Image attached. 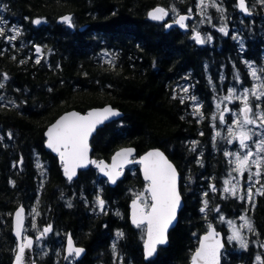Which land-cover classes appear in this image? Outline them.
<instances>
[{
    "label": "trees",
    "instance_id": "trees-1",
    "mask_svg": "<svg viewBox=\"0 0 264 264\" xmlns=\"http://www.w3.org/2000/svg\"><path fill=\"white\" fill-rule=\"evenodd\" d=\"M221 1L227 19L214 12L213 21L199 29L212 37L201 46L192 38L197 14L187 32L169 30L148 16L159 5L195 15L197 0H0V264L14 260L12 216L20 205L28 222L36 220L29 235L53 225V232L37 242L45 256L35 249L36 260L44 264H63L69 237L86 250L74 264H190L210 223L227 235L217 216L235 219L246 206L222 193L233 165L225 155L230 145L216 108L229 89L251 85L243 60L264 69V0H245L255 20L238 18V0ZM65 15L73 27L59 22ZM183 76L196 83L202 104L196 115L176 94ZM260 76L264 83V71ZM108 104L124 117L97 131L93 158L109 161L123 146L135 147L139 155L158 147L181 174L185 206L179 222L169 246L147 262L144 234L128 218L133 191L145 186L139 168L128 169L115 187L95 168L70 183L58 158L45 149L44 132L61 114ZM250 104L264 112V98ZM98 199L104 201L101 209ZM257 202L248 208L255 226L248 247L232 248L226 239L222 264H264V195Z\"/></svg>",
    "mask_w": 264,
    "mask_h": 264
},
{
    "label": "snow or ice",
    "instance_id": "snow-or-ice-1",
    "mask_svg": "<svg viewBox=\"0 0 264 264\" xmlns=\"http://www.w3.org/2000/svg\"><path fill=\"white\" fill-rule=\"evenodd\" d=\"M212 6H215L214 0H211ZM239 8L241 11L247 12V6L245 0H238ZM201 8V14H203V9L205 7L204 0H199V5ZM175 12V8L172 9ZM191 11V9H189ZM222 11V9H218ZM168 12L164 8H156L149 13V18L156 21H162ZM190 17L185 15H179V19L175 21L181 28H185V20ZM62 22L67 24L69 27H72V18L70 16H65L62 18ZM35 24L39 25L41 20L37 19L34 21ZM171 27V24L167 25ZM218 31L228 35V32L225 27H220ZM16 35H20L19 30H15ZM0 35H3V28H0ZM196 43L203 44L206 42L205 38H202L199 32H197L192 37ZM9 39H15V36L9 37ZM208 41L212 39L211 36L206 38ZM37 53L41 51L39 47L36 48ZM39 63V60L36 61ZM251 75L254 79H258L257 70L252 68ZM261 71H264L262 69ZM4 79H7L5 76ZM238 79V77H237ZM4 84L0 83V88H3ZM187 91V89H184ZM231 96L235 95L234 89H229ZM249 95L255 97L257 100H260L264 97V91L259 89L249 90L244 89L242 94L243 108L240 110L242 115V121L237 120L235 123L239 125V131L233 132L232 128H229V135L238 139L239 146L241 149L248 148V142L252 141L254 135H260L259 133H253L251 130H246L248 125H256L257 119L261 122L258 127L264 128V112H253V108L248 100ZM231 96L225 97L224 99H230ZM2 99V98H0ZM195 100V97H192ZM219 107V105H217ZM199 111V108H197ZM119 113L114 111L111 108H104L101 111L89 112L86 116H81L78 113H70L63 116L60 120L56 122L47 132L48 143L47 146L53 151L57 152L61 158V161L64 164V172L71 181L72 177L76 174L75 170L78 167H84L87 163H95L94 161H88V138L96 129V125L102 123L104 120L108 119L110 116H118ZM255 117V118H253ZM221 123L224 122L223 114L220 115ZM219 135V133H217ZM231 143V141H229ZM257 148V159L251 161L252 164L259 166L261 165L262 158L259 156V153L264 152V139L256 144ZM134 150L131 148L122 149L117 152L113 157V164L109 167L104 165L102 162L97 164V167L104 172V175L108 177V180L115 184L119 177L122 175L120 169H122L125 163H132L133 161L129 160V157H132ZM225 155H235L236 156V167L235 171L243 175L245 169L249 167L250 157L254 155L251 151L245 152L242 156L236 153H228ZM136 163H140L144 166V178L149 182L146 191L150 193L151 203L148 204L145 202L144 207H140L139 201L141 197H137V200H134L132 203V223L140 228L142 225H146L147 240L145 241V258L152 257L153 254L157 251V245H162L167 243V230L169 225L176 217L177 209L180 207L181 195L177 190V172L176 169L168 162L166 157L159 150L151 151L145 156L140 158ZM107 169V170H106ZM251 175V174H250ZM254 175L259 177L261 175L258 170ZM259 182V181H257ZM231 181H225V184H230ZM215 191V187L213 186ZM224 192L235 195L236 185H233L231 188L225 187ZM264 195V192L260 193ZM248 199L251 200L252 192L251 190L247 193ZM241 200L244 199V196L239 197ZM101 208H103L104 201H98ZM207 207V201H205V208ZM205 208H202L201 211H205ZM147 209H150L148 211ZM218 210V209H217ZM23 208H21L16 213V235L21 236V230L23 226ZM229 224L231 222L229 221ZM246 226L249 231H252V225L247 220L245 221ZM210 231L205 235L200 243L199 249L192 256V264H220L219 262V250L223 245L219 239H216L217 233L209 225ZM46 229L45 231H49ZM118 236H122V233H117ZM229 240H237L241 247L246 248L247 244L240 236L238 231H233ZM32 241L28 240L26 244H21L19 247V253L16 257V264H22V261L25 258V248L31 247ZM84 249L76 248L73 246L72 239H68V252L69 255L73 253L76 256H79Z\"/></svg>",
    "mask_w": 264,
    "mask_h": 264
},
{
    "label": "rangeland",
    "instance_id": "rangeland-1",
    "mask_svg": "<svg viewBox=\"0 0 264 264\" xmlns=\"http://www.w3.org/2000/svg\"><path fill=\"white\" fill-rule=\"evenodd\" d=\"M204 3H205V7L203 9V14H201V8L198 6L199 5V0H197L196 14H197L198 18L196 19L195 24H194L195 31L193 33V36L197 32H199V29L201 28L200 27L201 25L205 26L208 22L211 23L213 21L214 12L217 13V14H221L222 15L221 19L222 20L227 19V18H225V15L227 14V12H226V10L223 9L221 0H214L215 6H212L211 0H204ZM173 8H175V10H176L175 12L172 11ZM218 9H222V11H218ZM169 10H170V14H171V16H172V18L174 20L180 14L179 9L176 8V7H171ZM255 15L251 16V17H253L252 20H255V18H254ZM243 16L244 15L241 12H238V18H242L243 19L245 17V16L244 17ZM199 34H200V32H199ZM233 36L237 37L236 41L241 46L244 44L243 42L240 41V36H238V32H234ZM201 37L205 38L202 35H201ZM205 40H206L207 43L206 42L203 43L202 44L203 46L211 42V40L208 41L206 38H205ZM199 45H201V44H199ZM243 61H244L245 64L247 63L246 66L249 68L250 71H251V69L249 67V64H251L252 68H255L257 70L258 79H254L252 77V75L250 74V78L252 79L251 85L250 86H246V87H242V88L233 87L232 89L235 90V95L234 96H231V94H230V92L228 90L226 94L222 95L219 98L218 103H217V105H219V107L216 108L218 110V113L219 114H223V116H224V122L221 123V127L226 130L225 135H227V142L230 145V147L228 149V153H236V154H239L241 156L247 151H251L252 153H254V155L250 157L249 167L247 169H245L243 175H241L240 173H238L237 171L234 170L235 167H236V156L235 155H228L229 158H230V163L232 162L233 167L231 168V170L228 171V175L225 178V180L223 181L222 193H223V195L225 197L236 198L239 202H244L246 207L243 209L244 211L242 210V212L240 214L241 216L239 215L235 219L227 218L225 215H218L217 216L218 224L222 225V226H225V228L228 229V233H227V235L225 237H226V239H227V241L229 243V246H231L232 248L238 249V250L246 249L248 247L249 237L255 231L254 222H253L252 218L250 217V215L248 214V210H249L248 208H251V210L253 208H255L256 203H257V199L259 198V196H261L260 193L262 191L264 192V184H263V182H264V178H263L264 177V175H263L264 174L263 173L264 152L259 153V156L262 158V162H261V165L259 166V168L257 167V165L251 163V161H254V160L257 159V155H255L257 153L256 144L259 143L262 139H264L263 128L257 126L261 122L257 119V124L256 125H248V126H246V130H251L253 133H259L260 134V135H254L253 136L252 141L248 142V148L247 149H241L240 146H239L238 139H236L233 136L229 135V128H232L233 132L239 131V125H236L235 122L238 119L242 121V116H241V111L240 110L243 108V100H242L243 90L244 89H249V90L259 89L261 91H264V83L260 80V78H261L260 72L261 71L258 70L259 68H257L252 62H250L248 60H243ZM180 80L181 81L179 82V85H178V88H177V93L181 94L182 98H184L185 100L189 101L190 106H191L193 112L196 115V113H198V111H196V109L197 108H199V110L201 109V106H202L201 100L196 94H194V92H193V84L191 82H189L188 80H186L185 76H183ZM239 81H240V79H239ZM184 89H187V91H185ZM229 96H231L230 99H224L225 97H229ZM192 97H195V100H193ZM263 98L264 97H262L259 101H261ZM248 100H249L250 103H251L252 100L258 101L255 97H253L251 95H249ZM237 104H239L240 106L237 107ZM253 112L254 113L261 112L259 104H257V107L255 108V110ZM253 118H255V117H253ZM229 141H231V143ZM133 167L134 166L130 167L129 170H132L134 172V169L136 167H134V168ZM258 170L261 173V175L259 177L254 175ZM225 181H231V183L226 185ZM257 181H259V182H257ZM233 185H236L235 195H232L230 193L224 192V188L225 187L231 188ZM249 190H251V192H252L251 200H249L248 196H247V193H248ZM133 193L134 194H133L132 198L138 197V196L141 197L140 202L143 205L145 204V202H147L148 204L151 203V198H150L148 192L145 190L144 187L142 189H140V190L133 191ZM241 196H244L243 200H241L239 198ZM99 200H101V199H98V201ZM98 205H99V203H98ZM99 209H101V207ZM246 220L248 222H250L251 225L253 226L252 227V229H253L252 231H249L248 227L246 226V224H245ZM229 221L231 222V224H229ZM28 224H29L30 227H27ZM27 225H26V230H25L26 233L29 232L28 231L29 228H33V229L35 228V226H36L35 218L33 220L31 218V223H30V221L29 222L27 221ZM209 225H211V223ZM140 230L144 234L143 235L144 236L143 237V243H144V239H145V236H146V228L145 227H141ZM233 231H238L239 232L240 236L243 238V240L247 244L246 248L241 247V244L237 240H231V241L229 240V237L232 236ZM113 245L115 247L114 242H113ZM262 248H263V251H264V242L262 244ZM36 250L40 252V256H39L40 258L44 257L45 254L47 253V252H44V246L41 243L36 244ZM263 259H264V255H263ZM260 260H262V256H261ZM74 262H75V259L73 258V259L69 260L68 264H74Z\"/></svg>",
    "mask_w": 264,
    "mask_h": 264
},
{
    "label": "water",
    "instance_id": "water-1",
    "mask_svg": "<svg viewBox=\"0 0 264 264\" xmlns=\"http://www.w3.org/2000/svg\"><path fill=\"white\" fill-rule=\"evenodd\" d=\"M245 4L247 6V12L245 11H241V9L239 8V5H238V9L239 11L246 17H249L252 15L251 11L249 10L248 8V4L247 2L245 1ZM164 8L167 12H168V15L162 20V21H156V20H152L150 19L151 21L153 22H160V23H165L166 24V28L167 29H171V28H178L180 31L182 32H186L188 30V20L189 19H193V16L192 15H188V14H179V15H185V16H188L190 17L189 19L185 20L184 23L186 25L185 28H181L179 27V25L177 23H175L176 20L179 19V15L177 16V18L174 20V21H168L169 19V10L166 8V7H163L161 5L159 6H156L154 8H152L149 12H148V16H149V13L152 12L154 9L156 8ZM65 16H70V15H65ZM65 16H62L59 18V22L60 23H63L62 22V18L65 17ZM71 17V16H70ZM171 24V27H167V25ZM73 27V26H72ZM104 108H111L113 109L114 111L118 112L119 115L118 116H110L108 119L104 120L102 123H99L96 125V129L95 131L92 132V134L89 136L88 138V153H87V158H88V161H94L95 163H87L86 166L84 167H78L76 168L75 172L76 174L72 177L71 181H69L68 177L65 175V172H64V164L63 162L61 161V158L59 156V154L55 151H53L51 148H49L47 146V143H48V136H47V132L48 130L54 125L56 124V122L58 120H60L63 116L65 115H68L70 113H78L80 114L81 116H86L89 112H94V111H101L103 110ZM124 117V113L119 110L118 108H115L113 107L112 105L108 104V105H105V106H102V107H94L92 109H89L87 112L85 113H81L80 111H77V110H70V111H67V112H64L63 114H61L52 124H50L46 131H45V138H46V142H45V149L46 151L48 152H51L54 156H56L58 158V162L59 164L61 165V169H62V173H63V177L65 179H67L70 183H72L74 180L78 179L79 175L81 172L83 171H87L89 170L90 168L94 167L97 171H98V174L105 180H107L108 182V185L110 187H115L117 185V183L122 180L125 175H126V172H127V169L130 168L131 166H139V171H140V175H141V178L142 180L146 183L145 185V190L147 189L148 187V184L149 182L147 180H145L144 178V166L140 163H136L135 161H138L140 158H142L143 156H145L147 153L151 152V151H156V150H159L160 152H162L164 154V156L166 157V159L168 160V162L176 169V172H177V190L179 191L180 195H181V200H180V207L177 209V212H176V217L175 219L172 221V223L169 225L168 227V230H167V243L165 244H162V245H157V251L153 254L152 257H148V258H145V248H144V244H145V241L147 240V233H146V236H145V239H144V243H143V255H144V260L147 262L151 259H154L157 255H158V252H159V248H167L170 244V233L171 231L177 226L178 222H179V218H180V214L185 206V202H184V198L182 196V193H181V174L177 168V166L175 165V163L170 159V157L165 153V151H163L161 148H151L149 150H147L146 152L142 153V154H138V151L135 147L133 146H123L119 149H117L113 155L111 156L110 160L107 161L105 159H102V160H96L95 158L92 157V154H93V147L91 145V141L93 139V137L96 135L97 131L104 127L105 125L107 124H110L112 122H115V121H118L120 119H122ZM128 148H131L134 150V153H133V156L132 157H129V160L133 161L132 163H125L122 167V169H120V171L122 172V175L119 177V179L116 181L115 184L111 183L109 180H108V177L106 175H104V172L101 171V169L99 167H97V164H100L101 162L104 164V165H108L109 167L113 164V157L116 155L117 152L121 151L122 149H128ZM107 170V169H106ZM149 196H150V193H148ZM151 198V196H150ZM134 200H137V197L133 198L130 202H129V222L130 224L137 228L133 223H132V212H133V208H132V203ZM140 203V207H144V205L139 201ZM23 208V226H22V230H21V236H17L16 235V213L21 209ZM148 211H150V209H148ZM27 216H28V213H27V209L26 207H24L23 205H20L18 206L14 213H13V216H12V231H13V235L14 237L16 238L17 240V251H16V254H15V257H14V260L12 262V264H16V257L19 253V247L21 244H26L28 240H31L32 241V244H31V247H26L25 248V258L24 260L22 261V264H44V263H39L37 260H36V256H35V247H36V242L37 241H41L43 238L47 237L49 234H51L53 232V225H49L47 227H45L42 231V233L36 235L35 237L34 236H31L29 235L28 233H26V224H27ZM142 226H146V225H142ZM147 227V226H146ZM212 229H214L216 231V233L218 234L216 239H219L221 244L223 245V247L220 248L219 250V262L220 264L223 263V251L226 247V237L223 233V231L219 230L216 226L212 225L211 226ZM46 229H50L49 231H45ZM210 231V229L208 228V230L206 231V233H204L203 235H201V237L199 238V241H198V248L196 249V251L199 249L200 247V243L203 239V237L205 235L208 234V232ZM69 239V238H68ZM68 239L66 240V243H65V246H64V256H63V264H67V262L72 258V257H76V258H83L86 254V250L84 247L82 246H78L75 241L72 239V243H73V246L76 247V248H82L84 249V251L79 255V256H76L74 253L72 255H69V252H68ZM195 251V252H196ZM194 252V253H195ZM193 253V254H194ZM193 256V255H192ZM192 264V257H191V263Z\"/></svg>",
    "mask_w": 264,
    "mask_h": 264
},
{
    "label": "bare ground",
    "instance_id": "bare-ground-1",
    "mask_svg": "<svg viewBox=\"0 0 264 264\" xmlns=\"http://www.w3.org/2000/svg\"><path fill=\"white\" fill-rule=\"evenodd\" d=\"M235 7V6H234ZM209 9V8H208ZM252 13V12H251ZM177 14V13H176ZM233 14V13H232ZM235 14V13H234ZM233 14V15H234ZM192 15V14H191ZM237 17V16H236ZM244 17V16H243ZM175 18V17H174ZM218 18V17H217ZM229 18V17H228ZM232 18H234V17H232ZM253 18V17H252ZM254 18H255V16H254ZM206 21V20H205ZM212 21V20H211ZM206 23V22H205ZM212 25V24H211ZM166 26V25H165ZM202 26V25H201ZM200 26V27H201ZM206 26V25H205ZM249 26V25H248ZM261 26V25H260ZM170 30V29H169ZM169 30H167V31H169ZM202 31V30H201ZM181 32V31H180ZM262 32V31H261ZM206 33V32H205ZM231 35V34H230ZM245 35V34H244ZM210 36V35H209ZM207 43V42H206ZM202 45V44H201ZM246 45V44H245ZM203 46V45H202ZM249 46V45H248ZM247 47V46H246ZM242 49V48H241ZM245 52V51H244ZM245 55V54H244ZM244 58V57H243ZM249 60V59H248ZM256 62V61H255ZM247 64V63H246ZM256 66V65H255ZM259 70V69H258ZM166 79V78H165ZM242 80V79H241ZM170 81V80H169ZM240 82V81H239ZM169 83V82H168ZM174 96V95H173ZM47 129V128H46ZM45 133V132H44ZM134 167H136V166H134ZM133 167V168H134ZM140 173V172H139ZM264 178V177H263ZM263 184H264V182H263ZM263 192V191H262ZM258 196V195H257ZM68 199H70V197L68 198ZM255 199V198H254ZM77 201V200H76ZM256 203V202H255ZM254 203V204H255ZM258 203V202H257ZM80 204V203H79ZM250 206V205H249ZM78 207V206H77ZM254 207V206H253ZM250 209V208H249ZM254 209V208H253ZM129 211V210H128ZM244 211V210H243ZM241 214V213H240ZM243 214V213H242ZM241 216V215H240ZM51 224V223H50ZM253 224V223H252ZM253 227V226H252Z\"/></svg>",
    "mask_w": 264,
    "mask_h": 264
},
{
    "label": "flooded vegetation",
    "instance_id": "flooded-vegetation-1",
    "mask_svg": "<svg viewBox=\"0 0 264 264\" xmlns=\"http://www.w3.org/2000/svg\"><path fill=\"white\" fill-rule=\"evenodd\" d=\"M194 16H196V13H195V15ZM189 76V75H188ZM186 80H188L189 82H191L192 83V80L190 79V77H186ZM193 92H194V94H196V83L194 82L193 83ZM178 96H180L181 97V94H178V93H176ZM181 99L182 100H185L184 98H182L181 97ZM185 101H187V102H189L188 100H185ZM129 218V217H128Z\"/></svg>",
    "mask_w": 264,
    "mask_h": 264
}]
</instances>
